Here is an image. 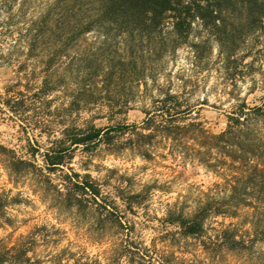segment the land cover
<instances>
[{
    "label": "rangeland",
    "instance_id": "374dc122",
    "mask_svg": "<svg viewBox=\"0 0 264 264\" xmlns=\"http://www.w3.org/2000/svg\"><path fill=\"white\" fill-rule=\"evenodd\" d=\"M63 3L0 0V101H16L0 104V197L7 201L0 240L35 239L28 264H259L232 252L213 256L200 237L169 220L192 213L221 178L192 149L183 152L160 135L144 143L140 133L149 131V116L152 125L166 119L163 107L191 108L173 121H201L218 133L237 105L261 104L264 12L233 0L217 26L195 18L185 35L171 26L146 36L106 25L63 34V41L50 32L62 23ZM44 20L52 36L30 53ZM169 94L178 102L166 106ZM94 127L110 134L73 145L75 135ZM47 153L65 162L49 168ZM12 158L32 164L15 171ZM86 175L100 184L102 205L89 194L80 205L67 199L71 181ZM216 219L208 226L237 221Z\"/></svg>",
    "mask_w": 264,
    "mask_h": 264
},
{
    "label": "trees",
    "instance_id": "16d2710c",
    "mask_svg": "<svg viewBox=\"0 0 264 264\" xmlns=\"http://www.w3.org/2000/svg\"><path fill=\"white\" fill-rule=\"evenodd\" d=\"M63 1L66 4L63 3L65 9L62 12V23L50 29V32L55 36V40L64 41L66 37L63 34L68 36L69 32H75L76 36L106 25H114L120 31L130 34L139 32L146 36H153L155 32L171 26L170 31L180 36L192 27L195 18L207 21V25L217 26L224 4L233 0ZM237 2L249 10L255 7L261 14L264 12V0ZM88 9L91 11L87 12ZM69 12L75 15V20L70 21ZM44 21L30 38V53L35 50L40 38L52 36H49L50 33L46 35L49 28H45ZM172 99L175 103L178 102L177 96L171 94L162 102L166 106L168 103L174 104L168 102ZM1 100L3 101H0V104L10 107L16 102L13 98ZM160 110L162 117H167L155 125L151 124L154 121L153 115L146 119L144 128L149 131L140 133L144 143L153 142L159 135L168 137L177 142L183 152L192 149L194 155L199 156V159L221 178V181L215 182L213 191H203L205 200H200L192 213H171L169 220L177 224L184 235L200 237L204 249L213 256L232 252L234 255H245L247 259H256L259 264H264V99L261 104L254 106H249L246 102L237 105L235 111L228 115L227 127L218 133L207 130L201 121L191 120L183 124L173 121L180 115L189 117L192 114L191 108L179 110L177 107H163ZM104 134L108 136L109 129L94 127L75 135L72 143L89 146L96 144ZM209 158L212 160L209 161ZM46 161L49 168H57L65 162L63 156L58 153H47ZM10 163L15 171L32 164L21 158H12ZM89 177L86 175L83 180L71 181L73 187L65 194L70 204H82L84 195L89 194L96 203L102 205L98 201L102 195L101 186ZM140 196L141 193H135L132 198ZM103 206L108 208L109 204L103 203ZM6 214L7 201L0 197V218ZM218 217L237 221L228 224L216 221L209 227L207 221L210 218L217 220ZM31 240L35 239L21 237L11 245L0 240V264H28V253L33 242ZM67 264L86 263L76 261Z\"/></svg>",
    "mask_w": 264,
    "mask_h": 264
}]
</instances>
